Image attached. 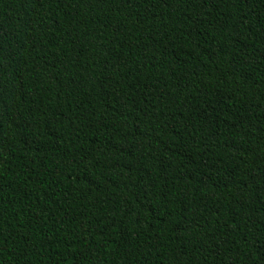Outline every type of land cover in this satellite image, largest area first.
Masks as SVG:
<instances>
[{"label":"trees","instance_id":"trees-1","mask_svg":"<svg viewBox=\"0 0 264 264\" xmlns=\"http://www.w3.org/2000/svg\"><path fill=\"white\" fill-rule=\"evenodd\" d=\"M0 264H264V0H0Z\"/></svg>","mask_w":264,"mask_h":264}]
</instances>
